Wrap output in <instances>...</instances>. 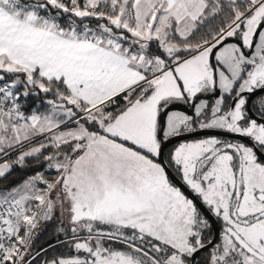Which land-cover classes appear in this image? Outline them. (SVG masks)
Segmentation results:
<instances>
[{
	"label": "snow or ice",
	"instance_id": "1",
	"mask_svg": "<svg viewBox=\"0 0 264 264\" xmlns=\"http://www.w3.org/2000/svg\"><path fill=\"white\" fill-rule=\"evenodd\" d=\"M256 90L264 0H0V264H264Z\"/></svg>",
	"mask_w": 264,
	"mask_h": 264
},
{
	"label": "trees",
	"instance_id": "2",
	"mask_svg": "<svg viewBox=\"0 0 264 264\" xmlns=\"http://www.w3.org/2000/svg\"><path fill=\"white\" fill-rule=\"evenodd\" d=\"M34 107H39L38 103L36 105H33ZM39 110L41 112L45 111V107H39ZM14 158V157H13ZM29 163H32L29 161ZM39 170V169H37ZM32 175V171L28 168H16L10 176L7 177L6 180H0V187H3L5 185L9 184H18L20 183L24 178L27 176ZM60 219L58 218L57 214H55L54 218L47 222H42L41 224V230L40 234L38 236V239L36 241L37 248L40 246H47L49 243H55L58 235L56 232V229L60 226ZM59 239L63 240V235H59ZM55 251L60 254H66L68 252L67 247H61L57 246ZM49 256L53 255V252L50 251L48 253Z\"/></svg>",
	"mask_w": 264,
	"mask_h": 264
},
{
	"label": "flooded vegetation",
	"instance_id": "3",
	"mask_svg": "<svg viewBox=\"0 0 264 264\" xmlns=\"http://www.w3.org/2000/svg\"><path fill=\"white\" fill-rule=\"evenodd\" d=\"M261 98H264V91H260L258 93H256L255 95H253L251 98H250V108L251 110L258 115V108L260 107V101H261ZM207 134H211V133H207ZM201 135V134H200ZM212 135H217L221 138H225V139H237V140H241L243 142H246L245 140H242L240 138H236V137H230V136H227V135H223V134H212ZM181 142H184L183 139L181 140H178L170 145H168L165 150H164V154H165V158H167V154L173 150L176 146H178L179 143ZM173 172L175 173L174 169H173ZM176 174V173H175ZM179 177V176H178ZM175 184V183H174ZM216 231H219V225H217V228H216ZM205 256H206V253L205 252H201L199 253V255H197L195 257V260L198 262V264H206V261H205Z\"/></svg>",
	"mask_w": 264,
	"mask_h": 264
},
{
	"label": "water",
	"instance_id": "4",
	"mask_svg": "<svg viewBox=\"0 0 264 264\" xmlns=\"http://www.w3.org/2000/svg\"><path fill=\"white\" fill-rule=\"evenodd\" d=\"M258 92H260V90H256L254 93H251V94H248V104H247V108L248 109H250L251 110V108H250V98L253 96V95H255L256 93H258ZM251 112L253 113V114H255L252 110H251ZM207 133H211V134H223V135H227V136H230V137H236V138H240V139H242V140H247V138H242V137H239V136H237V135H235V134H230V133H226V132H224L223 130H218V129H207V130H201L200 131V134H207ZM190 137H193V136H190ZM181 139H183V138H178V139H174L173 141H172V143H174V142H176V141H178V140H181ZM172 143H169L168 145H170V144H172ZM167 145V146H168ZM165 150V149H164ZM170 179H172V181H173V183H175L177 186H180L181 188H182V191H185V193L187 194V195H192L191 193H189L188 191H187V189H185L184 187H183V185H182V181L180 180V178L173 172V170H170Z\"/></svg>",
	"mask_w": 264,
	"mask_h": 264
},
{
	"label": "rangeland",
	"instance_id": "5",
	"mask_svg": "<svg viewBox=\"0 0 264 264\" xmlns=\"http://www.w3.org/2000/svg\"><path fill=\"white\" fill-rule=\"evenodd\" d=\"M230 42H231V41H230ZM214 99H215V98H213V100H214ZM228 102L231 103L230 100H229ZM172 110H173V111H188L189 109H188L187 105L184 104L183 102H177V103H176V106H175ZM204 135H212V134H201L200 136L189 137V139H192V138H200V137H202V136H204ZM56 214H57L58 218H59L60 221H61L63 218L60 216L59 212H57Z\"/></svg>",
	"mask_w": 264,
	"mask_h": 264
}]
</instances>
